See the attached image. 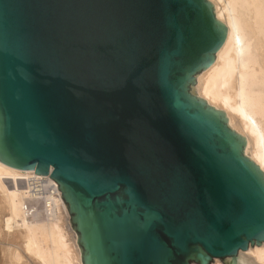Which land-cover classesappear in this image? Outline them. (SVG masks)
Masks as SVG:
<instances>
[{"label":"water","instance_id":"95a60500","mask_svg":"<svg viewBox=\"0 0 264 264\" xmlns=\"http://www.w3.org/2000/svg\"><path fill=\"white\" fill-rule=\"evenodd\" d=\"M206 0H0V163L57 185L81 264H235L264 178L195 77Z\"/></svg>","mask_w":264,"mask_h":264},{"label":"bare ground","instance_id":"6f19581e","mask_svg":"<svg viewBox=\"0 0 264 264\" xmlns=\"http://www.w3.org/2000/svg\"><path fill=\"white\" fill-rule=\"evenodd\" d=\"M206 1L226 29L225 39L195 77V95L223 112L227 127L245 142L244 156L264 178V0ZM34 177L40 175L0 163V264H81L70 224L24 217L25 182ZM249 246L235 264H264V243Z\"/></svg>","mask_w":264,"mask_h":264},{"label":"built area","instance_id":"2783aa9c","mask_svg":"<svg viewBox=\"0 0 264 264\" xmlns=\"http://www.w3.org/2000/svg\"><path fill=\"white\" fill-rule=\"evenodd\" d=\"M26 198L22 206L27 220L39 219L49 223L69 221V216L59 196L57 185L49 176H40L25 182Z\"/></svg>","mask_w":264,"mask_h":264},{"label":"rangeland","instance_id":"374dc122","mask_svg":"<svg viewBox=\"0 0 264 264\" xmlns=\"http://www.w3.org/2000/svg\"><path fill=\"white\" fill-rule=\"evenodd\" d=\"M10 184L7 182V186H9Z\"/></svg>","mask_w":264,"mask_h":264}]
</instances>
